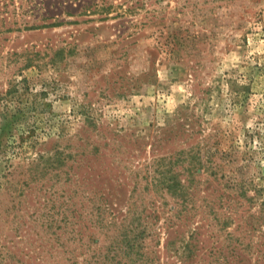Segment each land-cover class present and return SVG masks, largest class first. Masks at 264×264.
I'll return each instance as SVG.
<instances>
[{
	"label": "rangeland",
	"instance_id": "rangeland-1",
	"mask_svg": "<svg viewBox=\"0 0 264 264\" xmlns=\"http://www.w3.org/2000/svg\"><path fill=\"white\" fill-rule=\"evenodd\" d=\"M0 264H264V0H0Z\"/></svg>",
	"mask_w": 264,
	"mask_h": 264
}]
</instances>
